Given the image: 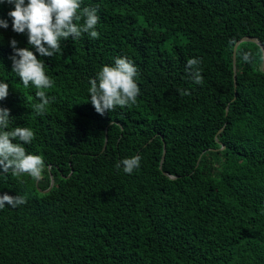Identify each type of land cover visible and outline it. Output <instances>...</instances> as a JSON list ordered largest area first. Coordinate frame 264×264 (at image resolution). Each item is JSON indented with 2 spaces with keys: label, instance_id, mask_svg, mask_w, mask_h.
<instances>
[{
  "label": "trees",
  "instance_id": "16d2710c",
  "mask_svg": "<svg viewBox=\"0 0 264 264\" xmlns=\"http://www.w3.org/2000/svg\"><path fill=\"white\" fill-rule=\"evenodd\" d=\"M83 6L97 8L99 38H69L63 54L42 57L13 31L14 5L0 4L9 25L0 27L9 84L0 107L10 129L34 131L24 147L46 166L40 181L0 172V195L27 200L0 209V264H264V0ZM248 36L263 47L240 41L235 71V45ZM13 39L55 82L43 115L38 90L12 71ZM118 57L137 66L141 92L136 105L100 115L89 81ZM189 58L202 61L203 85ZM137 155L132 174L116 168Z\"/></svg>",
  "mask_w": 264,
  "mask_h": 264
},
{
  "label": "clouds",
  "instance_id": "9594fccd",
  "mask_svg": "<svg viewBox=\"0 0 264 264\" xmlns=\"http://www.w3.org/2000/svg\"><path fill=\"white\" fill-rule=\"evenodd\" d=\"M14 5L9 11L12 19V29L18 34H27L28 43L34 46L40 56L56 57L63 54L62 42L71 38L77 40L88 34L92 39L100 36L96 26L100 17L97 8L83 6V0H0V4ZM82 21V22H81ZM8 22L0 19V27L8 28ZM13 39L11 46L14 54L10 57L12 71L19 77L25 88L31 84L38 91L36 97L39 103L33 108L37 114L43 115L46 107L54 97L50 98L45 90L54 86V80L46 74L45 63L29 48L17 47ZM245 60L248 56L245 55ZM197 58H189L186 71L197 85H203ZM139 70L133 61L127 57H118L114 65H105L96 78L90 79V103L96 112L104 115L115 111L117 107H132L137 104L140 88L137 83ZM188 93L181 90V95ZM9 95V84L0 81V101ZM10 109L0 107V172H11L13 175H28L36 181L43 179L45 161L40 155L28 154L24 145L31 144L35 133L31 128L16 126L10 129ZM14 141H16L14 143ZM141 165V157L133 156L123 159L116 165L123 166L125 174H132ZM27 203L24 196L4 193L0 195V209L5 205L18 207Z\"/></svg>",
  "mask_w": 264,
  "mask_h": 264
},
{
  "label": "water",
  "instance_id": "95a60500",
  "mask_svg": "<svg viewBox=\"0 0 264 264\" xmlns=\"http://www.w3.org/2000/svg\"><path fill=\"white\" fill-rule=\"evenodd\" d=\"M244 40H253V41H256L257 43H259V44L263 47L261 41H260L258 38H256V37L248 36V37H243V38H241V39L236 43V45H235V50H234V70H235V71L237 70V66H236V48H237L238 43H239L240 41H244ZM263 48H264V47H263ZM263 68H264V60H263ZM105 147H106V145H105ZM165 153H166V144H165V142H164V155H163V158H162V162H163V160H164V158H165ZM162 162H161V164H160L161 167H162ZM53 183H54V178H52L51 185H53Z\"/></svg>",
  "mask_w": 264,
  "mask_h": 264
}]
</instances>
